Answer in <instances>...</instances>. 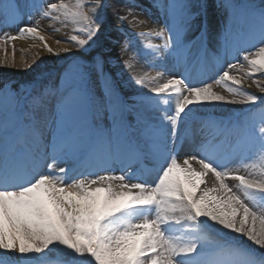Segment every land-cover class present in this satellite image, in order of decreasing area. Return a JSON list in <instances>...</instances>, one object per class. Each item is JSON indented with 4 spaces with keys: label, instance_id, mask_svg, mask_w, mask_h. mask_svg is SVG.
<instances>
[{
    "label": "snow or ice",
    "instance_id": "6c2138e0",
    "mask_svg": "<svg viewBox=\"0 0 264 264\" xmlns=\"http://www.w3.org/2000/svg\"><path fill=\"white\" fill-rule=\"evenodd\" d=\"M25 17L0 46L73 34L0 86V264H264V0H0V29ZM217 102L245 107L194 120Z\"/></svg>",
    "mask_w": 264,
    "mask_h": 264
},
{
    "label": "rangeland",
    "instance_id": "374dc122",
    "mask_svg": "<svg viewBox=\"0 0 264 264\" xmlns=\"http://www.w3.org/2000/svg\"><path fill=\"white\" fill-rule=\"evenodd\" d=\"M149 3V0H141ZM138 0V2H141ZM72 3H74V0H71ZM211 4H215V0H209ZM251 2L258 3L259 0H251ZM147 7V6H146ZM155 12V10H152ZM162 19V17L160 18ZM37 20L39 21V26L41 29V34L45 37V40L47 41V44L53 49V52L50 53L47 50L44 49L43 45L38 40H34L31 37L24 36L22 38H19L15 41L9 42L7 45L0 46V54H6L4 51V47L7 48V54H10L12 56L7 57L8 63L4 64L2 67H0V86L4 84H10L13 88H19L21 85L26 84L29 82L34 76L35 73H33L32 68H35L37 64L40 65L41 69L46 68H52V67H64L68 63H70L69 60H65L62 58L64 56L63 53H61L60 57H57L54 53L56 50L68 47L69 45L66 43L58 44L57 40L66 41L68 40L69 36L73 34L71 26L64 27L60 25L59 23H50L46 19H39L36 18L32 21L33 24L37 23ZM220 24L221 27H223V13L217 11L215 13V21ZM28 24V20L25 17L23 21H18L15 25L9 28H3L0 29V32H8L11 35H18V29L21 26H25ZM125 27H128V25H125ZM55 29H59V31H54ZM131 30V29H130ZM21 40L29 41L30 43H38L39 47L37 50H35L34 47L27 48L20 45ZM13 45L15 47V60L13 61ZM34 48V49H33ZM75 51V50H74ZM1 57V56H0ZM5 59L0 58V61H3ZM19 62H22V67H19ZM26 62L27 64L31 65V67L26 68ZM15 70L17 72H12L10 74V70ZM107 71L115 72L118 69L116 67L109 66ZM20 73V74H19ZM179 74V73H178ZM217 75V72L213 73L210 77H207L206 79H202L205 81H209L213 79ZM213 90L219 94H222L229 99L231 96L229 93L222 87V86H216L213 85ZM130 91V90H128ZM250 91H253L256 93V95L261 96L262 93H259L257 90L250 89ZM217 107L215 109H208V112L211 116H214V118H217L219 120H228L229 118L236 117L240 110L243 109L244 105L239 104H223L217 102ZM133 122H135V117H132ZM231 183V181H230ZM50 259L48 261H53L55 259H62V255L59 252H54L52 255H50Z\"/></svg>",
    "mask_w": 264,
    "mask_h": 264
},
{
    "label": "bare ground",
    "instance_id": "6f19581e",
    "mask_svg": "<svg viewBox=\"0 0 264 264\" xmlns=\"http://www.w3.org/2000/svg\"><path fill=\"white\" fill-rule=\"evenodd\" d=\"M141 1V0H140ZM69 2H71V0H69ZM139 3H141V4H143V5H145V6H147L148 4H147V2H145V1H141V2H139ZM140 18L141 19H146L147 18V13L145 12V13H141L140 14ZM158 25L157 24H152V23H149L147 26H145V27H143V28H131V31H133V32H140V31H145V32H147L148 30H149V28H153V27H157ZM129 27V26H128ZM114 35H116L115 33H114ZM20 42V45L21 46H24V47H27V48H32V47H34L35 48V50H37L38 49V47H39V44L37 43H30L29 41H26V40H21V41H19ZM33 48V49H34ZM0 58H3V59H7V57H9V56H12V55H10V54H0ZM62 58H64V56L62 57ZM8 60V59H7ZM22 65H23V63L22 62H19V67H22ZM22 68H24V67H22ZM11 72H10V74H12V72H17V71H15V70H11V69H9ZM197 69H192V72H193V75L194 76H196L197 77V82H199L200 80H202V78H205V77H207L208 75L209 76H211L213 73H215V72H217V70L215 69V67L214 66H212L211 64H209L208 66H206L204 69H203V74L201 75L200 74V71L199 70H197ZM20 74V73H19ZM173 74H175V75H179L178 73H173ZM150 75H152V76H156V72L155 71H153V72H151L150 73ZM252 89H254V90H256L255 89V87H253ZM258 91V90H257ZM264 95V94H263ZM130 99H135V97H130ZM210 114H209V112H208V109H205V110H202L201 112H198V113H195L194 114V120L195 121H200V120H202V119H207V117L209 116ZM134 117V116H133ZM186 150V149H185ZM178 155L180 156V158L182 159L183 157H184V150H181L180 152H178ZM146 164H147V166L150 168V167H152V165H151V163L150 162H145ZM149 179H151L152 177L151 176H149L148 177ZM229 183H230V181H229Z\"/></svg>",
    "mask_w": 264,
    "mask_h": 264
}]
</instances>
